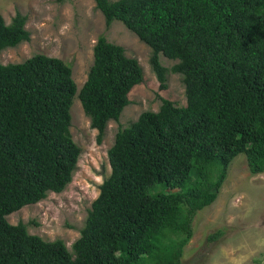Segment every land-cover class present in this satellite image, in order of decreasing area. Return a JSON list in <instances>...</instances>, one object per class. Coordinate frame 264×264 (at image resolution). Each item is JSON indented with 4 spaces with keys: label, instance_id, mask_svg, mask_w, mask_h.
<instances>
[{
    "label": "trees",
    "instance_id": "1",
    "mask_svg": "<svg viewBox=\"0 0 264 264\" xmlns=\"http://www.w3.org/2000/svg\"><path fill=\"white\" fill-rule=\"evenodd\" d=\"M93 1L106 28L118 21L150 48L160 91L169 71L159 56L177 61L170 72L182 77L186 106L160 97L157 112L117 131L110 174L68 250L7 217L71 182L81 154L70 135L71 68L40 54L0 64V264H183L194 217L216 200L233 160L264 173V0ZM26 20L0 16V53L30 40ZM92 51L77 99L100 144L143 72L102 36Z\"/></svg>",
    "mask_w": 264,
    "mask_h": 264
},
{
    "label": "rangeland",
    "instance_id": "2",
    "mask_svg": "<svg viewBox=\"0 0 264 264\" xmlns=\"http://www.w3.org/2000/svg\"><path fill=\"white\" fill-rule=\"evenodd\" d=\"M17 13L27 19L25 29L30 40L3 50L2 65L22 63L37 54L57 58L71 68L78 94L93 64V47L102 36L122 47L125 56L135 59L143 72L142 83L128 95L130 104L118 121L107 124L100 144L76 94L70 108V135L81 154L71 182L60 194L48 193L39 203L7 217L11 225H27L30 235L48 242L61 240L71 250L99 186L110 174L107 151L117 131L135 122L143 112H157L160 97L184 107V85L181 75L170 72L177 61L160 55V64L169 71L167 88L160 91L149 64L150 48L118 21L106 28L93 0H0V16L6 25ZM192 229V238L183 249V264H264V173L251 175L245 157H236L216 200L197 213ZM217 231L222 235L208 241Z\"/></svg>",
    "mask_w": 264,
    "mask_h": 264
},
{
    "label": "clouds",
    "instance_id": "3",
    "mask_svg": "<svg viewBox=\"0 0 264 264\" xmlns=\"http://www.w3.org/2000/svg\"><path fill=\"white\" fill-rule=\"evenodd\" d=\"M40 55H41V54H40ZM44 56H45V55H44ZM71 75H72V74H71ZM72 80H73V79H72ZM73 82H74V81H73ZM84 83H85V82H84ZM76 94H77V93H76ZM128 95H129V94H128ZM185 106H186V105H185ZM185 106H184V107H185Z\"/></svg>",
    "mask_w": 264,
    "mask_h": 264
}]
</instances>
